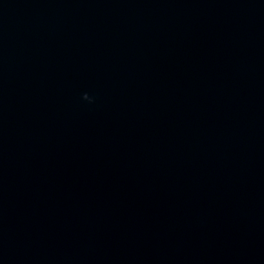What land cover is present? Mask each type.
I'll return each instance as SVG.
<instances>
[{
    "label": "water",
    "instance_id": "1",
    "mask_svg": "<svg viewBox=\"0 0 264 264\" xmlns=\"http://www.w3.org/2000/svg\"><path fill=\"white\" fill-rule=\"evenodd\" d=\"M0 264H264V0H0Z\"/></svg>",
    "mask_w": 264,
    "mask_h": 264
},
{
    "label": "clouds",
    "instance_id": "2",
    "mask_svg": "<svg viewBox=\"0 0 264 264\" xmlns=\"http://www.w3.org/2000/svg\"><path fill=\"white\" fill-rule=\"evenodd\" d=\"M83 98H84L85 100H90V99H91V98L88 96L87 93L84 94Z\"/></svg>",
    "mask_w": 264,
    "mask_h": 264
}]
</instances>
